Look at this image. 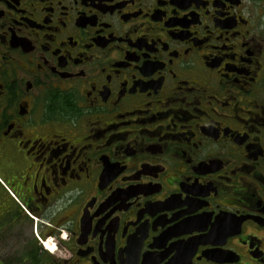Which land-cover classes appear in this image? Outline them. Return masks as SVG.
<instances>
[{
  "label": "flooded vegetation",
  "instance_id": "af4514ba",
  "mask_svg": "<svg viewBox=\"0 0 264 264\" xmlns=\"http://www.w3.org/2000/svg\"><path fill=\"white\" fill-rule=\"evenodd\" d=\"M12 240L20 264L43 240L51 264H264V0H0Z\"/></svg>",
  "mask_w": 264,
  "mask_h": 264
},
{
  "label": "rangeland",
  "instance_id": "374dc122",
  "mask_svg": "<svg viewBox=\"0 0 264 264\" xmlns=\"http://www.w3.org/2000/svg\"><path fill=\"white\" fill-rule=\"evenodd\" d=\"M13 242L14 243H10L9 249L3 246L5 244L4 242H0V259L4 258L5 262H9L10 264H20L19 258L21 256V251H22L24 245L21 244L20 240L19 241H13ZM50 245H52V248L54 246L50 242V243H48V249H50ZM42 249L44 251L43 252L44 255L42 256V262L40 264H51V259L47 257V254L57 256V254H56L57 250L55 249V252L53 254L52 252H50L53 250L49 251V250H46L44 247H42ZM21 264H28V261H26V262L23 261V262H21Z\"/></svg>",
  "mask_w": 264,
  "mask_h": 264
},
{
  "label": "trees",
  "instance_id": "16d2710c",
  "mask_svg": "<svg viewBox=\"0 0 264 264\" xmlns=\"http://www.w3.org/2000/svg\"><path fill=\"white\" fill-rule=\"evenodd\" d=\"M29 259H28V264H40L42 262V258L39 256V252L36 250H34L32 254H30Z\"/></svg>",
  "mask_w": 264,
  "mask_h": 264
},
{
  "label": "bare ground",
  "instance_id": "6f19581e",
  "mask_svg": "<svg viewBox=\"0 0 264 264\" xmlns=\"http://www.w3.org/2000/svg\"><path fill=\"white\" fill-rule=\"evenodd\" d=\"M52 248V246H50V249Z\"/></svg>",
  "mask_w": 264,
  "mask_h": 264
}]
</instances>
